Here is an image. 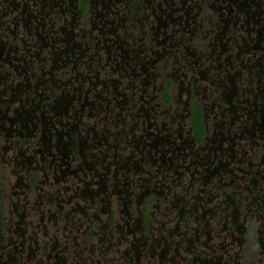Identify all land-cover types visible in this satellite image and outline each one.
Here are the masks:
<instances>
[{
    "label": "flooded vegetation",
    "instance_id": "1",
    "mask_svg": "<svg viewBox=\"0 0 264 264\" xmlns=\"http://www.w3.org/2000/svg\"><path fill=\"white\" fill-rule=\"evenodd\" d=\"M202 82L209 88L202 87ZM208 91L210 109H215L213 129H220L212 138L208 135L209 103L205 101ZM183 94L187 95L184 101ZM199 94L204 100L197 98ZM0 103V138L4 136L6 140L1 149H17L31 138L38 142L31 157L15 152L16 166L27 173L18 174L13 186L18 190L10 196L18 200L13 204L15 209H30L29 203L19 202L23 195L37 190V174L49 186L52 178L64 186L57 184L52 194L47 191L40 195L39 191L35 209H41L44 201L50 204L49 209H66L65 204L73 202L69 190H75L81 199L91 200L89 207L94 206L96 214L104 208L114 209L115 202L105 197L96 205L94 202L110 186L111 195L116 192L120 175L126 190L124 206L133 209L131 203L139 190V204L145 203L147 209V195L158 188V194L164 190L154 183L149 189L150 179L142 178V164L170 163L167 171L158 170L154 175L163 176L166 182L161 187L170 189L169 182L175 180L166 175L180 168L174 161L185 156L184 148L197 145L196 152L189 148L197 167L202 166L193 173L198 175L194 179L205 186L210 177H219L215 184L216 203L211 204L212 189H201L202 198L192 195L191 201L177 208L172 201L169 209L178 219L172 234H176L159 252L156 248L162 237L156 241L150 238L149 242L136 235L140 229H150L147 214L141 212L137 223L136 219L130 222L129 214L123 224L130 239L122 252H116L123 264H143L142 257L148 259L147 264H156L157 260L162 264L169 260L166 256L173 261L175 254L182 258L183 253L192 256L188 264H215L220 252L229 254L232 264H242L233 254L243 259L240 249L245 241L251 242L254 222L263 219L264 223V170H250L252 163L245 160V145L251 143L255 154L252 158L257 155L264 163V0H0ZM200 112L206 125L203 137L197 138L193 119ZM85 117H98V124L106 125L96 130V125L85 121ZM186 118L191 119L187 132L190 144L181 140ZM14 133L20 141L10 140ZM120 143L128 149L129 156L119 153ZM96 148H106L101 161L95 158L100 156L93 152ZM39 156L42 164L33 166ZM77 157L81 162L73 168ZM8 160L7 153L2 152L0 163L8 164ZM97 164L104 167L103 175H99ZM223 174L230 176L227 182ZM69 182L72 184L65 185ZM4 185L1 181L0 186ZM2 193L0 202L7 199ZM198 208L203 209V225L209 229L203 233L206 240L201 244L202 231L194 229V237H188V228L177 231L182 223L195 218ZM70 209L80 208L70 204ZM218 209L233 211L231 215L227 211L221 223L228 229L230 239H235L234 230L242 236L235 253H230L233 242L228 247L224 242L213 245L219 236L212 225L220 218ZM240 214L244 220L250 217L249 225L236 222ZM62 217L66 220L62 230L67 243L58 251L56 242L50 250L47 243L38 244L37 232L47 235V225L17 221L15 227L21 235L15 245L12 237L5 239L1 233L9 231L10 225L0 223V264H29L31 258L44 264V257L49 264H65L62 256L70 240H77L74 233L78 229L73 214ZM140 220L146 223L144 227ZM260 228L264 226L257 228L259 235L264 234ZM113 231L117 235L99 239L100 244L108 246L99 252L101 257L117 244L113 242L116 236H120L119 240L124 237L122 227L117 225ZM58 233L49 235L50 240H56ZM27 239L37 241L35 250L29 248V253ZM259 242L264 246L261 237ZM81 243L87 245L88 241ZM169 244L176 246L171 257ZM201 245L211 252L199 250Z\"/></svg>",
    "mask_w": 264,
    "mask_h": 264
},
{
    "label": "rangeland",
    "instance_id": "2",
    "mask_svg": "<svg viewBox=\"0 0 264 264\" xmlns=\"http://www.w3.org/2000/svg\"><path fill=\"white\" fill-rule=\"evenodd\" d=\"M6 40V39H5ZM208 83L202 82V87L207 86ZM209 88V86H207ZM200 92H202V88L200 89ZM209 97H206L205 101L208 104V122H209V131H208V135L209 137H213V133L220 132L219 128H216V130L213 129V112L215 111V109H210V107L212 106V104H210V91L207 92V94ZM197 98H201L202 100H204V96L203 94H199ZM213 98H217L215 95ZM187 99V95L183 94L182 96V101ZM114 103L113 101L111 102V104ZM1 104V103H0ZM217 108V107H216ZM197 115L194 117L193 119V127H194V134L197 138H202L203 134H204V126L206 125L205 122V118H203L202 113H196ZM85 121L90 122L91 125H96V130H102V127H105V123H100L98 124L100 118L98 117H92V118H88L85 117L84 119ZM216 121H219V119H217ZM190 125H191V119L190 118H186L185 123L183 125L184 130H183V138L181 140H188V144H190L191 139L188 136V131L190 130ZM110 127V126H109ZM165 134H167V131L165 132ZM207 135V136H208ZM100 136V135H99ZM190 137L193 138V134H190ZM11 141H20V138L17 137V135L14 133L11 136ZM5 137H1L0 138V154L2 152H6L7 156H8V164L6 163H0V183L1 181L3 182V184L5 183L4 186H0V192L2 191V197L7 196V199H3L2 202H0V223H5V224H9L10 228L9 231H3L2 236H4V238H8V236L12 237L13 241H15V245L18 244L19 242V236L21 235L20 230H16V224L17 221H28V222H33L35 224L40 223L41 226L43 227L44 225L48 226V233L47 235H45L43 232H41L40 230L37 232L36 238L38 241V244H40V246H42L44 243H47L49 247H47L48 249L51 248L52 244H54L56 242L57 244V248L56 250L58 251L61 248H65L64 245L65 243H67L66 241V237L63 236V234H65V231H63V226L64 224H66V220L64 217L70 216V215H74V223L76 224V228L78 229L77 232H75V237L77 238V240L71 241L70 240V247L69 249L67 248V252L62 256L64 257V260L66 262H64L65 264H123V262L119 259L118 253L116 251H123L126 247H127V243L130 239V236L127 233V229L124 226V222L125 219H127L130 214V222H134L136 219V223H137V219H139V217H141V212H144L147 214V217L149 218L150 224H148L150 226V229L147 231L146 229L144 231L147 232H143L142 229L138 230L136 232L137 237L140 238H146L148 239L149 242H151L152 240L156 241L159 240L160 237H162V240H160L161 245L158 246V248H156V250L162 251L164 246L166 247L168 243H166L168 241L169 237H173V233L172 231H175L176 228V224H177V218H175L172 213L171 210L169 209L172 205L173 202H176V208L178 206L183 205L184 203H186V200L189 202L192 200V195L197 196L202 198L203 197V193L201 192V189H206L207 191H209V189H212V205H214L217 201V198L215 196V193L217 192L216 190V185L218 184V180L219 177H210V181L205 183V186L203 185V183H201V181H197L194 179V177L197 179L198 175L193 174L195 173V171L197 170V168L202 169V166L197 167V163L194 162V158L190 153L189 148L192 150V152H196L198 149V146L195 145L193 147H189V148H184L185 151H183L185 156H181V159L175 160L174 162H176L178 165H180V168H177L178 172H172L168 175H166L167 177L169 176L170 178H174L175 182L170 181L169 182V186L170 189L168 188H164L161 187V185L163 183H165L166 181L164 180L163 176H154L155 173L158 170H162L164 171L169 166L170 163H166L164 166L161 165H154V166H150L149 163H144L142 164L141 168L142 171L144 172V176H142V178L144 177L147 179H150V183H147L149 189H152L153 186H159L160 187V191H163L161 193L158 194L157 190H155V192H150L147 196H149V201H147V206H149V208L144 209V205L143 204H139L140 201L142 200L139 197L140 191L136 190V194L134 196V199L131 203V206L133 207V209H128L127 207L124 206V200L123 197L126 196V190H124L123 188V180L121 179V173L123 170L119 171V184H117L116 188V192L112 193L111 195V188L112 186H110V188H107L104 192L101 191L100 195H98L99 198H97V201H95L94 205L97 204V202L102 198L105 197L106 200H112L113 202H115V204L117 205L114 209H102L100 210V212L98 211V213L96 214L97 209H94L95 207H89L90 205H92L93 203H91V200H84L81 199L80 195H77V193L75 192V190L72 191H68L70 196H73L72 203H66V209H49L50 204L47 201H44L43 206L41 207V209H35L37 208V195H42L44 192L50 191V193H55L56 189L58 188L59 185H62V187L64 186V183L60 182L58 183V181H50V186L53 185L54 187H50L48 184V182H44L42 180V176L39 175V180L36 182V191H32L30 192L26 197L25 195L22 196L21 198V202L19 203H29L30 205V209H15V207L13 206V204L15 203L16 197L10 198V196L13 194V192H17L18 190L16 188H13V186H15V183L17 181L18 178V174H21L23 176H26L27 173L24 170H21L19 167L16 166V163L18 161L17 159V154L15 152H23V155L26 157H31L32 154L34 153V149L35 147L37 148V139L35 138H31L29 142L27 143H22L20 147H17V149L15 148H10L6 151L2 150L1 147L4 146L6 144L5 142ZM197 141V140H196ZM5 142V143H4ZM242 143H245L246 141L243 140L241 141ZM12 143V142H9ZM12 144H10L9 146H11ZM218 145V144H217ZM252 144L249 143L247 145H245V149L247 152V158L245 160H249L247 162H251L252 166H250V170L252 171H257V170H264V163L259 161V157H257L256 155V159L252 158V156H254V152H253V148H251ZM125 145L123 143L119 144V148L120 151L119 153L126 157L129 156V151L127 148H124ZM256 148V147H254ZM98 150H100L101 152H99ZM260 151V150H259ZM96 155L100 153V156H95V158H99V161H101V159H103V154L107 153L106 148H96L93 151ZM109 153V152H108ZM190 153V154H189ZM202 156H204V153L201 154ZM210 157L212 158V154H209ZM77 161L74 162V166L73 168H75L76 164H79L81 162L80 158L77 157ZM94 159L93 158H89V161H92ZM109 161L107 160L105 162V165L108 163ZM262 165H261V164ZM42 162L40 160V156L38 157V162L35 161V163H33V166L36 165H41ZM174 167V164L172 165ZM230 166H232V162H230ZM23 167V166H22ZM106 167V166H105ZM229 167V166H228ZM245 168H248L247 165L244 166ZM72 168V169H73ZM97 169H99V175H103V171H104V167H101L100 164H97L96 166ZM186 170V171H184ZM15 171H17L16 173H14ZM39 172V171H38ZM97 171H95L96 173ZM40 173V172H39ZM89 174V176L91 177L92 174L88 171L87 172ZM180 173H182V175H180ZM194 176H193V175ZM173 175V176H172ZM100 177H96V179L98 180ZM4 179V180H3ZM10 179V182L6 181ZM89 178H87L88 180ZM110 179V178H109ZM137 179V176H136ZM222 179H224V181H226V179H230L229 175H224L222 176ZM72 182H74V180H72ZM72 182L69 183H65V185H70L72 184ZM227 182V181H226ZM136 184H140L139 182H135ZM154 183V185H153ZM249 183V182H247ZM251 183V182H250ZM58 184V186H57ZM111 185V183H108ZM216 184V185H215ZM246 184V183H245ZM193 185L192 188L190 189V192H188L189 190V186ZM95 188V186H94ZM200 188V190H199ZM184 189V190H183ZM40 191V193H39ZM121 191V193L119 194L118 192ZM39 193V194H38ZM13 196V195H12ZM109 196V197H107ZM210 196V195H208ZM67 195L65 196L66 200L67 199ZM147 199V200H148ZM145 200V198H144ZM36 201V202H35ZM173 201V202H172ZM198 202V201H197ZM203 202H200V205ZM70 204L71 206H75L77 208L80 209H70ZM104 205H107V203H104ZM39 207V206H38ZM82 208V209H81ZM123 209H127V212H122ZM111 210L113 212V214H111ZM202 208H198L195 209L194 211V215L195 218H193L192 220L190 219L188 222H184L182 223V225L180 226V228L177 229V231L182 232V231H187V228L190 229L188 237H192L194 234V229H198V231H202V233H200L199 235L200 237V244L203 243L206 238L204 237L203 233L207 232L209 229H207L208 227H205L203 225V219H202ZM218 213L220 218L217 219L216 221L212 222V225H214V228L217 229L219 236L218 238L216 237L214 239V247L218 245V243H226V246L228 247L230 244V242H233V250H231V248H229L231 251L230 253H235L239 244V239H242V236L240 234H238V232L236 230L233 231V237L235 238L230 239V236L228 235V229L224 228L223 224L221 222H224V216L226 215V212L228 211L230 213V215L233 213L232 210L230 209H226V210H216ZM61 213L63 214L61 216ZM68 213V215H67ZM208 214V213H207ZM248 215V214H247ZM41 217H43V220L41 219ZM51 217V218H50ZM23 218V219H22ZM144 218V215H143ZM231 218V217H230ZM250 217L247 216L246 219L244 220V216L242 214L238 215L236 222H238V224L243 223L244 225H249ZM145 220V219H144ZM12 221L14 222V224L11 225ZM141 224L140 226H145L146 223H142V221L140 220ZM229 222V220H228ZM89 223V226H88ZM231 224V223H230ZM120 226L122 227V235L124 236L123 238H121L119 240L120 236H116L113 240V242L117 243V244H112L111 248H109L110 250L107 251V254L104 257H101V255L99 254V252L101 251V249H107V245L103 246L102 244L99 243V239L104 237H111L113 236V234H116L115 231H113L116 226ZM234 226V225H233ZM260 226H264L263 223V219H259V221H255L254 225H253V229L251 231V242H249L248 240L245 241L241 247L242 250H245L244 252H241L240 249V253L243 254V259L241 257H238L236 254H233V257L237 258V260L239 262H241L242 264H264V246L260 245L259 242V237L262 238V240L264 241V234H260V232H258L257 228H259ZM20 229L22 230L24 227V224H20ZM79 227V228H78ZM163 227H165L163 229ZM248 227V226H247ZM224 230H223V229ZM174 229V230H172ZM215 229V230H216ZM16 230V231H15ZM76 230V229H74ZM264 232L263 228H260V231ZM58 233L57 239L56 240H50V236L54 233ZM85 232H89V236L90 239L87 236V233L85 234ZM120 235V234H119ZM26 236V235H25ZM28 236V235H27ZM194 237V236H193ZM28 238V237H27ZM150 238L152 240H150ZM186 238V236H185ZM174 239V238H173ZM79 240V241H78ZM81 240L83 241H88L87 245H84L83 243H81ZM250 240V237H249ZM36 239L34 240H30L27 239L25 242L26 245V249H28L29 253V248H31L32 250H35L36 248ZM46 241H49L46 242ZM147 242V243H149ZM80 243V245L82 244V246H78L76 244ZM245 244V245H244ZM170 247L172 248V250L170 251V257L174 254V251L176 249V246L173 244H169ZM247 245V246H246ZM200 246V245H199ZM231 246V245H230ZM198 247V246H197ZM141 249V248H140ZM199 250H205L208 252V254L211 252V250L208 249V247L206 246H202L198 247ZM251 250V254H250V250ZM42 249H38V252L40 251V253ZM50 250V249H49ZM25 253V256H27V254ZM40 253L39 256H40ZM61 254H63V252H60ZM102 253V252H101ZM60 254V255H61ZM172 254V255H171ZM229 254L227 253H222L220 252V258H216L215 257V264H232V259H229ZM169 260H165L162 262L163 263H167V264H183V263H187L188 264V260L191 259V255H187L185 253H183L182 258H180V256H176V254L174 255V257L172 258L173 261H171V259L169 258V256H166ZM185 257V260H183ZM200 257H203L202 255ZM210 257L209 255L206 256ZM44 264H49L48 262H46V257H44ZM203 259V258H202ZM36 260V259H35ZM214 260V259H213ZM152 261H154V259H152ZM31 263L29 264H38V262L33 261V258L30 259ZM141 263L143 264H147L148 263V259H146L145 257H142ZM42 264V263H41ZM51 264V263H50ZM156 264H160L159 260H157ZM196 264H200L198 261ZM211 264H214L211 263Z\"/></svg>",
    "mask_w": 264,
    "mask_h": 264
}]
</instances>
